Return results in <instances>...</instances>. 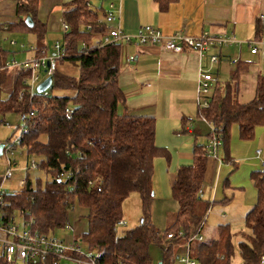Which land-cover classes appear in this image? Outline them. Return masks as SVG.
I'll use <instances>...</instances> for the list:
<instances>
[{
  "label": "trees",
  "instance_id": "trees-1",
  "mask_svg": "<svg viewBox=\"0 0 264 264\" xmlns=\"http://www.w3.org/2000/svg\"><path fill=\"white\" fill-rule=\"evenodd\" d=\"M104 1L94 9L90 8L89 0L64 4L62 17L68 30L61 41L65 55L57 65L69 62L77 68L78 75L70 77L56 69L46 96L26 94L24 80L30 72L3 68L11 53L0 48V123H5L7 114L25 122L27 132L18 146L30 159H36L35 167L26 170L37 169L45 176L43 186L38 178L35 186L26 178L19 191L5 194L3 214L6 218L14 213L22 219L33 218L35 228L43 235L54 236L56 230L70 225L68 212L77 204L85 211L86 229L74 243L99 255L94 264H151L148 248L152 244L160 249L161 264H174L175 249L169 243L183 240H167L166 235L178 231L194 233L199 226L202 232L210 208L198 196L208 161L207 141L194 143L192 163L175 171L170 194L176 212L173 221L160 233L149 215L153 161L168 155L155 144L154 116L119 111L125 104L118 84L121 45H96L104 32L97 24L105 15ZM173 1L154 0L162 12ZM37 5L38 0L20 1L16 12L19 22L8 26L9 31L36 35L35 57L47 50L41 46L46 29L36 18ZM26 17L31 18L32 27L24 22ZM260 38L261 26L256 40ZM247 67L248 62L236 61L230 81L211 86L207 105L197 106L198 118L216 129V137L221 141L218 152L222 151L221 159L226 163L233 162L229 155L233 126L239 139L246 142L254 139L256 128H264V75L257 77L252 101L241 104L237 100L238 80ZM8 87L9 93L3 97ZM54 91L72 94L55 96ZM20 92L24 93L22 100L18 99ZM182 122L185 127L186 120ZM250 180L256 201L244 219L248 233H240L237 242L241 264H258L264 257V169L252 171ZM223 188H227V180ZM133 192L139 194L143 215L137 226L119 232L116 224L122 220V203ZM227 201L229 197L221 200ZM232 236L228 225H219L212 240L193 242L191 255L198 264H230L234 252ZM71 256L84 259L82 255ZM0 264L11 263L0 256ZM22 264H53V259Z\"/></svg>",
  "mask_w": 264,
  "mask_h": 264
},
{
  "label": "crops",
  "instance_id": "crops-1",
  "mask_svg": "<svg viewBox=\"0 0 264 264\" xmlns=\"http://www.w3.org/2000/svg\"><path fill=\"white\" fill-rule=\"evenodd\" d=\"M20 1L23 0H0V48L6 51L9 50L3 46V43L7 42L10 46H14L15 35L32 34L26 31H9L10 24L19 22L16 12ZM70 1L72 0H38L36 18L45 24L46 32L54 30L57 25L60 27L58 20L62 17L64 4ZM103 6L106 7V4L104 3ZM262 14H264V0H174L163 12L158 9L154 0H123L120 26L125 33L133 34L141 26H151L165 35H172L177 31L190 36H198L203 32L216 36L233 34L241 44L212 49L203 56L191 49L170 52L155 45L139 46L136 43L121 45L118 84L124 93L125 104L119 111L137 116L151 115L150 112L156 109V103L151 104L150 99L161 90H164L162 97H170L175 90L183 99L196 104V86L200 73L207 72L217 80L216 83H225L230 81L236 61L248 62L247 70L238 80L237 100L241 104L252 101L257 77L264 75V47L259 46L258 52L251 54L246 43L257 39L259 16ZM41 46L46 47L44 42ZM37 47L36 41L35 46L29 48L30 57L26 60L35 58ZM9 52L11 56L6 62L16 61V52ZM211 54L218 56V62L214 65L209 62ZM129 56L133 57L132 61L127 60ZM178 115H181V125L184 119L185 125H190L193 121V118L186 117L181 112ZM194 116L203 126L196 124L194 125L196 128L192 127L193 131L190 129L189 132L187 128L184 131L192 137H197L202 134L203 127L206 128L203 142L205 144L210 127L208 123L198 118L197 105ZM229 155L233 160L231 163L221 159V150L217 159H208L201 184L202 199L210 204L208 213L216 209L218 216L224 219L223 222H217L216 227L232 225L231 221H225L227 218L224 210L231 211L230 217L234 215L233 208L243 212V230L238 232L240 238V233L244 235L248 233L244 227V219L256 201V191L250 180V174L254 170L264 169V128H256L254 139L246 142L239 139L238 130L233 126L230 130ZM185 157L188 161L192 160L191 153L186 154ZM173 176L174 173L171 179ZM225 180H227L226 189L223 188ZM224 197H229V201L222 203ZM207 217L208 215L203 224L202 236ZM232 221H235V217ZM261 258L264 260V257Z\"/></svg>",
  "mask_w": 264,
  "mask_h": 264
},
{
  "label": "built area",
  "instance_id": "built-area-1",
  "mask_svg": "<svg viewBox=\"0 0 264 264\" xmlns=\"http://www.w3.org/2000/svg\"><path fill=\"white\" fill-rule=\"evenodd\" d=\"M123 0H105L106 9L105 15L97 20L99 27H103L104 32L96 45L102 46L105 44H120L128 45L136 43L139 46L155 45L170 52H181L185 49H191L203 56L204 53L212 49H221L231 45H239L240 41L236 40L233 34L216 36L206 32L198 36L186 35L181 31H177L172 35H165L162 31L151 26H141L133 34L125 33L120 26L121 3ZM261 26V38L247 41V46L251 54L258 52L259 46L264 47V14L259 16ZM59 25L63 33L68 30V26L61 17ZM14 44V42H10ZM83 48L85 45H82ZM264 54V51H263ZM62 44L56 42L53 46V52L48 53L47 50L41 51V55L31 60L18 62L15 60L5 63L3 68L15 71H29L30 76L24 80L26 94L30 97L36 92L37 86L48 76H53L57 61L64 57ZM128 61H132L133 57L129 56ZM209 62L214 65L218 62V56L211 54ZM216 79L207 72H201L197 80L196 86V105L205 107L207 105L206 97L211 91V86L216 83ZM46 96L47 93H41ZM23 92H20L18 99L22 100ZM69 115L70 111L66 109ZM204 121V120H203ZM205 122V121H204ZM207 123V122H206ZM9 126L8 124H6ZM209 138L205 149L207 158L217 159L218 149L221 147V141L216 137L215 131L210 124ZM19 127V126H18ZM190 132V128L187 129ZM25 122L20 126L19 135L12 141H6L3 146V155L14 156L16 146L20 143L21 136L26 133ZM259 151H257V154ZM35 160L32 158L29 162L31 168L35 167ZM8 167L0 178V256L7 263L22 264L25 262H44L53 259V264H58L60 260H68L76 264H94V261L99 256L93 251H83L80 246L74 242L58 239L55 236H45L34 226L33 218L22 219V226L18 227L15 223L16 214L6 218L3 214L4 201L3 197L6 193L1 189V184L10 180L12 177L13 161L7 158ZM202 186L198 191V196L202 198ZM124 222L120 220L116 224V228L123 226ZM71 229L67 225L66 229ZM201 226L194 233L178 231L177 233H168L167 240L182 239L181 243H169L175 249L174 260L178 264H198L192 257L191 245L193 242H202L204 238L201 233ZM84 253V254H83ZM82 255L84 259L73 257L71 255ZM259 264H264L263 258Z\"/></svg>",
  "mask_w": 264,
  "mask_h": 264
},
{
  "label": "rangeland",
  "instance_id": "rangeland-1",
  "mask_svg": "<svg viewBox=\"0 0 264 264\" xmlns=\"http://www.w3.org/2000/svg\"><path fill=\"white\" fill-rule=\"evenodd\" d=\"M105 2H103L104 4ZM90 8H96L101 5V1L98 0H89ZM61 19V18H60ZM59 19V20H60ZM58 20V22H59ZM63 32L61 28L57 25L54 30L51 29L50 32H46L43 37V42L46 46L47 52H53V46L56 42L61 43ZM16 39L15 45L10 46L7 42L3 43V46L6 47L9 51H15V59L18 62L25 61L30 56L29 48L34 47L37 41L36 35L25 33L23 35H15ZM24 47V49H22ZM57 72L62 73L70 77H77L78 71L77 68L69 62H63L56 65ZM15 71V70H10ZM9 87L5 90L3 97H6L9 93ZM164 90L158 92L155 97L150 99V103H156V109L151 111L150 114L155 116V144L157 147L164 149L167 152L168 158L166 157H157L153 161V176H152V190L153 197L150 204L149 215L152 224L160 233L164 232L166 227L173 221L176 204L171 198L170 194V183L171 175L175 173L177 168L181 166H187L192 163V160L185 159L186 154L193 153L194 143L203 144L204 142V131L206 128L203 127L202 134L197 137H192L188 133H185L184 129L190 128L191 131L194 125L203 126L199 120L195 119L194 113L196 104H192L190 101L183 99V97L177 93L175 90L170 97H162ZM71 92L63 91H54L53 95L55 96H70ZM164 111V112H163ZM183 113L186 117L193 118L192 123L185 125V128L182 127L180 123V116L178 113ZM5 123H0V144L6 141H12L20 133V120L14 114H7L5 116ZM8 124L9 126H7ZM191 124H193L191 126ZM19 126V127H17ZM187 126V127H186ZM194 128H196L194 126ZM186 129V130H187ZM23 155V156H21ZM7 158L11 161H14L16 165L12 167V177L10 180L1 184V189L6 194H13L20 190V187L23 185L26 178H29L33 186L36 185V179H39L41 186L44 185L45 176L44 173L40 170L29 169L30 158L24 154V150L17 145L15 149L14 156L11 155H2L0 156V178L4 174L6 168L8 167ZM36 161V159L34 158ZM28 172V173H27ZM234 215L231 211L226 212V220L231 221L232 225L230 227L232 236V243L234 245L233 257L231 258L230 264H240V257L237 249V242L240 240L238 232L243 230V212L233 208ZM16 214L15 223L18 227L22 226V218L18 213ZM85 211L83 208L79 207L77 204L73 207L72 210L68 212V220L71 226V229H59L54 232V236L58 239L67 240L69 242H74V239L78 237L86 229V221L83 218ZM143 215L141 200L137 192H133L128 195V197L122 203V221L124 222L123 226L117 228V230L125 231L137 226L140 221V218ZM207 217V223L204 230L203 238L210 239L215 237L216 224L217 222H223L224 219L218 216L216 209L211 210ZM235 217V221H232ZM223 224V223H221ZM78 243V242H76ZM81 250L85 252L83 246ZM84 254V253H83ZM148 256L151 261V264H159L161 261V252L157 245L152 244L148 248ZM59 264H76L68 260H62ZM178 264V263H174Z\"/></svg>",
  "mask_w": 264,
  "mask_h": 264
},
{
  "label": "water",
  "instance_id": "water-1",
  "mask_svg": "<svg viewBox=\"0 0 264 264\" xmlns=\"http://www.w3.org/2000/svg\"><path fill=\"white\" fill-rule=\"evenodd\" d=\"M101 1V0H98ZM104 1V0H103ZM25 23L28 27H32L33 26V22L31 20L30 17H26L25 18ZM52 82V77L48 76L46 77L36 88V92L41 94L43 92H45L51 85ZM2 149H3V143L0 144V156L2 155ZM161 264V263H159Z\"/></svg>",
  "mask_w": 264,
  "mask_h": 264
}]
</instances>
